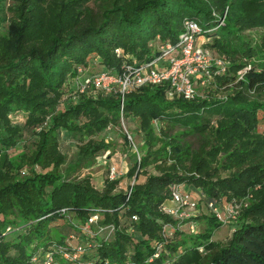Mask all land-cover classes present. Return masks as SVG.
<instances>
[{
    "label": "trees",
    "instance_id": "1",
    "mask_svg": "<svg viewBox=\"0 0 264 264\" xmlns=\"http://www.w3.org/2000/svg\"><path fill=\"white\" fill-rule=\"evenodd\" d=\"M186 20L228 64L194 99L144 86L121 111L117 90L72 89L91 65L102 70L87 75L155 60ZM125 121L140 143L122 134L110 161L131 166L116 180L106 166L100 188L86 170ZM174 185L198 215L164 211ZM211 203L243 210L224 223ZM59 247L61 264H264V0H0V264H41Z\"/></svg>",
    "mask_w": 264,
    "mask_h": 264
},
{
    "label": "built area",
    "instance_id": "2",
    "mask_svg": "<svg viewBox=\"0 0 264 264\" xmlns=\"http://www.w3.org/2000/svg\"><path fill=\"white\" fill-rule=\"evenodd\" d=\"M201 26L194 20H186L184 23V31L180 35L176 44H167L162 46L161 54L155 60L142 64L140 66L124 65L119 73L102 72L93 75H85L80 70V75L75 81L76 91L83 94L91 89L111 92L117 90L122 95L121 111L124 110V101L126 96L133 91L144 86H160L168 85V95L173 98L176 95H183L186 99H194L197 95L198 87H207L211 84V75L225 73L228 69L227 61L212 52L204 46L205 41L201 35ZM242 75V72L239 73ZM81 77L83 78L81 80ZM111 140V137H108ZM129 139L134 147L132 137ZM136 149V148H135ZM126 157V155H125ZM110 154L107 152L99 161L107 160ZM138 160L140 155L138 154ZM119 170L116 164L110 167L109 177L111 180L118 179ZM131 191L129 193L130 197ZM210 208L217 214V217L226 223L229 219H234L238 214V208L234 205H228L227 208L220 211L214 206ZM199 210L198 201L193 197L191 191L182 185L173 186L172 202L164 208V211L174 217L176 220L184 221L195 216V212ZM137 220V218H134ZM97 220L93 217L90 222ZM86 231H90V226H86ZM190 230L195 232L197 226L191 223ZM12 227L7 228V232H11ZM62 251V248H54L48 251L41 264H61L55 259L54 254ZM82 248H78L75 252H64L63 257L66 261L74 262L78 260ZM36 261V258H34ZM79 264H110L108 262L95 263L92 261ZM133 264V263H130Z\"/></svg>",
    "mask_w": 264,
    "mask_h": 264
},
{
    "label": "rangeland",
    "instance_id": "3",
    "mask_svg": "<svg viewBox=\"0 0 264 264\" xmlns=\"http://www.w3.org/2000/svg\"><path fill=\"white\" fill-rule=\"evenodd\" d=\"M203 39L202 41H205L206 39L205 38H201ZM205 39V40H204ZM206 42V41H205ZM206 43H204V46L206 47L205 45ZM96 68V69H95ZM93 69L94 70H102V68H100L99 65H91L90 67V70L93 72ZM88 70L87 72H85V75H87V73L89 74L91 71ZM83 78L81 77V80ZM77 80V79H76ZM75 80V81H76ZM76 83V82H75ZM73 84L74 86H72V89H75L76 90V85L77 84ZM124 128L122 129H114V130H111V131H108L105 135L106 137V140H107V143L110 144V148L109 150L107 151L110 155H115L116 153L119 154V151L120 149L123 148V146L125 147V143L126 145H128V143L125 141V139L122 137V134L124 135V137L127 135L128 136V139H129V128L130 126L128 125V123L125 121L124 122ZM132 131V129L130 130ZM129 133V134H128ZM108 137H111L112 139L111 140H108L109 138ZM134 143L135 145H138V143H140V139L139 138H134ZM75 141V138L73 137H67L65 138V141H64V144L62 145V150L67 154L68 156V161H72V159L75 157L76 153H77V146L76 144L74 143ZM131 141V140H130ZM131 143V142H130ZM132 144V143H131ZM26 145H28L27 147L31 146L32 145V142L31 140H27L26 141ZM34 148V147H33ZM121 164H119L117 167H118V170H119V177L118 179L127 174L128 170H129V167L131 166V161L128 159V157H125V156H122L121 157ZM114 159H117L116 157ZM111 159L109 158L107 160V163L104 161V160H101L99 161L93 168H90L88 170H86V172L90 175H93L94 176V181H95V184L98 186V187H102L103 185V178L106 176V173H105V169H106V166H114V164H116V162H111L110 161ZM36 169L37 170H44L41 166H36ZM50 169V168H49ZM47 169V170H49ZM46 170V171H47ZM261 189V187H260ZM263 192V191H262ZM228 205H234L238 208V214L236 213L234 217V219H230V221H236L237 219L240 218V209L242 208L241 204H235V203H226L225 206L227 208ZM245 208V207H244ZM243 210V208H242ZM200 213V210L196 211L194 214L195 215H198ZM228 231V227H225L223 229H221L217 235H216V238H220V236L222 234H226ZM90 253V252H89Z\"/></svg>",
    "mask_w": 264,
    "mask_h": 264
}]
</instances>
